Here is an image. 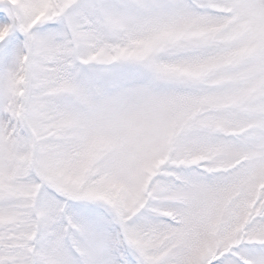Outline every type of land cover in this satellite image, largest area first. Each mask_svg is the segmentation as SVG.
<instances>
[{
  "label": "snow or ice",
  "instance_id": "6c2138e0",
  "mask_svg": "<svg viewBox=\"0 0 264 264\" xmlns=\"http://www.w3.org/2000/svg\"><path fill=\"white\" fill-rule=\"evenodd\" d=\"M0 264H264V0H0Z\"/></svg>",
  "mask_w": 264,
  "mask_h": 264
}]
</instances>
